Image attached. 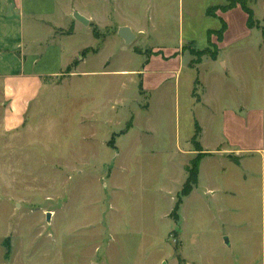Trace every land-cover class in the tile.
Segmentation results:
<instances>
[{"label": "rangeland", "instance_id": "rangeland-1", "mask_svg": "<svg viewBox=\"0 0 264 264\" xmlns=\"http://www.w3.org/2000/svg\"><path fill=\"white\" fill-rule=\"evenodd\" d=\"M132 1L120 12L136 16L145 34L130 44L110 40L81 75L72 76L76 59L50 76L25 125L0 133V264H246L259 254L256 184L227 159L209 163L178 221L171 210L200 155L191 141L198 123L204 142L215 143L222 118L210 109L249 100L245 89L251 98L264 92L261 29L246 27L239 5L217 10L227 24L221 41L211 35L218 57L196 63L192 49H204L207 30L220 26L205 10L224 0ZM247 5L264 26V0ZM96 28L101 42L116 31ZM92 42L77 33L71 47ZM177 52L181 71L172 61L150 62L147 91L137 73L118 72Z\"/></svg>", "mask_w": 264, "mask_h": 264}, {"label": "crops", "instance_id": "crops-1", "mask_svg": "<svg viewBox=\"0 0 264 264\" xmlns=\"http://www.w3.org/2000/svg\"><path fill=\"white\" fill-rule=\"evenodd\" d=\"M125 2L126 0H0V133L17 130L25 125L30 107L34 103L38 104L42 93L50 85V76L70 67L76 59V71L73 70L72 76L81 75L84 73L81 66L92 55L98 56L110 40H123L118 36V28L128 26L135 35V41L145 34V25L135 24L136 16H122L121 3ZM143 4L147 6L151 2L144 0ZM76 14L86 18L88 24L76 19ZM93 25L99 29L113 26L116 31H110L107 40L101 42L93 35ZM71 28V32L66 34ZM82 32L93 38L92 44L76 49L71 47V39ZM87 47L98 49L78 56V52ZM154 49L164 52L162 48ZM176 54L167 59L160 55L145 57V64L137 71L124 69L118 72L137 73L142 88L146 90L144 81L150 62L156 58L172 61L177 64L178 72L182 70L184 63L183 54ZM164 55L167 56L165 53ZM77 67L80 72H77ZM254 95L256 97L251 98L253 95L245 89V98L250 96L249 100L244 99L232 107L210 109L212 117L219 114L222 118L221 133L215 143L204 142L205 127L198 123L200 133L197 141L202 157L198 164L197 184L191 193L208 177L209 163L227 159L228 165L232 164L244 171L243 180L256 184L262 218L260 252L253 259H246V264H264V92L262 96L260 93ZM209 175L212 176V166ZM210 190L212 189L208 187L207 191ZM188 196L184 197L181 205Z\"/></svg>", "mask_w": 264, "mask_h": 264}, {"label": "trees", "instance_id": "trees-1", "mask_svg": "<svg viewBox=\"0 0 264 264\" xmlns=\"http://www.w3.org/2000/svg\"><path fill=\"white\" fill-rule=\"evenodd\" d=\"M247 1H249V0H224V2L222 4L210 5L206 8L205 14L207 16L214 17V18L218 19L220 26L217 29H208L207 30V46L204 49H202V50L192 49L197 55L196 61H195L196 63H199L201 61V57L204 55H207L212 60H216L218 57L219 49L216 46V44L211 41V35H215L216 40L221 41L223 38V34L227 28V24H226V21L222 17L217 15V13H216L217 10H221V11L225 12V11L232 9L235 6L239 5L246 14V22H245L246 27L248 29H253V28L261 29V33H262V36L264 38V26L261 25L260 21L255 18L254 11L251 7H249L247 5ZM71 30L72 29H69L67 32L70 33ZM97 30L98 29L96 28V26L93 25L92 32H93V35L95 38H98ZM90 50H96V49H90L89 47H87L83 50L82 56ZM134 52H136L138 54H144L145 55V52L142 53L141 51H139L136 48L134 49ZM73 64H75V63H73ZM138 86H139V90H141L142 89L141 81L138 83ZM199 133H200V127L197 125L195 127V131L193 133V137H192L191 141H193V145L195 147V150L198 153H200V155L193 157L186 167V172H187L186 179L182 184V187L179 191V194H177V196H176V202H175V204L171 210V215L175 217V221H178V219H179L178 211H179V207L182 203L183 198L188 196L191 193L193 187L197 184L198 164H199V161L202 157L201 147H200L199 142L197 141Z\"/></svg>", "mask_w": 264, "mask_h": 264}, {"label": "water", "instance_id": "water-1", "mask_svg": "<svg viewBox=\"0 0 264 264\" xmlns=\"http://www.w3.org/2000/svg\"><path fill=\"white\" fill-rule=\"evenodd\" d=\"M75 18L81 21L82 23L88 24V20L78 14L75 15ZM117 33L118 36L121 37L124 40V42L127 44H130L135 38L134 33L131 31V29L128 26H122L118 28ZM49 216L50 213H47L46 219H49Z\"/></svg>", "mask_w": 264, "mask_h": 264}]
</instances>
